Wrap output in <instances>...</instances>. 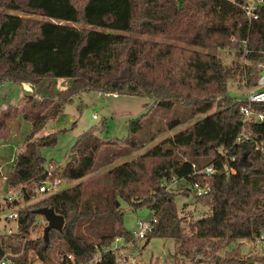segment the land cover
Listing matches in <instances>:
<instances>
[{
	"label": "trees",
	"instance_id": "1",
	"mask_svg": "<svg viewBox=\"0 0 264 264\" xmlns=\"http://www.w3.org/2000/svg\"><path fill=\"white\" fill-rule=\"evenodd\" d=\"M245 1L0 0L1 10L43 18L0 13V85L34 87L44 78L71 81L69 88L41 101L27 96L18 113L6 111L0 117V130L20 114L31 124L2 182L4 192L20 188L21 200L15 203L16 232H0V258L31 264L36 257L48 263L56 250L57 264H86L95 253L100 255L96 264H116L114 253L105 251L113 241L136 242L122 226L118 200L152 212L154 222L144 246L153 238L171 240L175 257L189 264H248L238 247L225 255L219 252L235 242L251 243L264 230V120L243 129L239 113L243 101L227 95V85L237 81L240 89L254 87L258 72L238 62L227 66L215 55L227 49L252 64L262 61L264 0L257 20L251 22L240 9ZM91 92L149 98L156 109L167 111L177 105L199 119L108 170V189L91 201L82 200L78 183L31 202L36 195L31 184L42 181L49 166L54 178L78 181L109 146L85 131L71 148L75 160L71 157L63 167L37 157L36 149L53 146L55 135L33 137L75 97ZM214 104L215 111L209 113ZM253 109L264 117V104ZM140 119L129 122V134H138ZM179 124L171 121L167 128ZM243 130L252 138L237 142ZM122 144L128 153L143 147L135 140ZM177 150H182L181 156ZM105 160L110 163L119 156L112 153ZM206 167L215 173L206 177L201 172ZM178 182H183L185 194L167 190ZM195 185L210 190L197 196ZM178 195L191 196L209 214L184 225L175 204ZM39 208H51L64 219L60 232L49 231L47 243L29 238ZM52 240L59 245L52 248Z\"/></svg>",
	"mask_w": 264,
	"mask_h": 264
},
{
	"label": "rangeland",
	"instance_id": "2",
	"mask_svg": "<svg viewBox=\"0 0 264 264\" xmlns=\"http://www.w3.org/2000/svg\"><path fill=\"white\" fill-rule=\"evenodd\" d=\"M79 3V1H78ZM0 13L14 14L29 18L32 20H43L37 15H22L17 12H10L8 10H1ZM137 37V36H136ZM145 38V37H140ZM153 41H162L159 38H150ZM233 43L235 40L233 39ZM199 51L200 49H195ZM215 55L222 61L223 64L231 66L233 63L238 62L246 66H253L254 70H259V63L252 64L236 56L233 50H219ZM70 80H54L51 78H44L36 86L30 85H15L11 83H4L0 85V117L6 111L16 110V113L26 103V97L32 96L34 100L41 101L43 98L56 95L69 88ZM106 87H100L101 90ZM238 86L237 81L228 83L227 95L235 97L243 101L253 87L242 88ZM25 98V99H24ZM216 104L212 106L209 113L214 112ZM189 109L175 105L172 109L163 111L156 109L153 101L149 98L133 97L128 95H117L109 92H91L81 94L75 97L70 104L63 107L54 119L46 122L45 126L33 137V140L44 137L49 134L55 135V143L51 147H43L40 150V156L46 163L53 161L61 167L70 161L73 153L71 148L77 137L85 131H91L94 137L99 140L109 143V146L104 147L103 153L99 162L94 163L93 169L81 180L78 181H61L55 192L67 189L75 184L81 183L83 190L82 200L91 201L96 197V193H103L109 187L110 181L106 175L107 171L113 167H117L125 161L134 159L135 156L141 155L148 148L156 145L159 141L174 133L183 130L185 127L197 121L199 118H190ZM141 118V129L137 135L129 134V122ZM179 121L180 124L171 129L167 128L168 123L171 121ZM31 132V124L25 120L21 114L6 122L5 128L0 130V137L6 135L5 138L0 140V175L9 174L12 163L17 155L21 152L25 138ZM135 140L142 144L141 150L129 152L123 141ZM129 148V147H128ZM106 153V154H104ZM118 155L119 160L107 163L106 156ZM181 156L182 150H177ZM76 155H74V160ZM104 162V166H100ZM173 190L174 194L184 193L183 182L172 183L168 185L167 190ZM4 189L2 181H0V194L3 195ZM185 194V193H184ZM45 195L36 194L31 198L34 200L42 199ZM118 203V206H116ZM115 206L122 215V226L125 230L129 231L138 220L148 222L151 220L153 214L147 208L133 209L125 202L116 201ZM175 204L179 210L181 217L185 218L184 225L190 221L198 220L209 214L206 207L195 203V200L189 196L184 198L176 196ZM4 222H0V232L5 230L3 228ZM11 226V225H10ZM43 218L37 216L36 227L30 233L31 239H42ZM48 241L50 238L48 236ZM135 244V245H134ZM59 245L53 240L51 247ZM115 247H120L121 243H113ZM111 245V246H112ZM143 240H136L133 244L116 250V261L122 258L128 259V264H189L175 257L176 248L171 240H164L153 238L146 246ZM239 248V254L242 259H247L253 247L249 246L247 241H239L231 244L224 251L222 255L229 252L231 249ZM53 251L50 256V262H41L38 258L33 257L31 264H57L59 262L58 255ZM200 264H207L205 261Z\"/></svg>",
	"mask_w": 264,
	"mask_h": 264
},
{
	"label": "built area",
	"instance_id": "3",
	"mask_svg": "<svg viewBox=\"0 0 264 264\" xmlns=\"http://www.w3.org/2000/svg\"><path fill=\"white\" fill-rule=\"evenodd\" d=\"M234 2L235 0H227ZM262 5V0H246L244 4L241 5L240 9L247 19L248 22L255 21L258 18L259 7ZM233 41V40H231ZM244 44V41H242ZM263 59L259 63L258 78L256 85L248 91L243 104L239 107V113L242 116V128L245 129V126L251 123H259L264 120L263 115L257 110L253 109L254 105L264 104V52L262 53ZM250 137L249 134L245 133L244 130L238 135L237 142L247 141ZM206 177L211 176L215 173L212 167H206L201 171ZM1 181H5V177L1 175ZM61 181L53 177L52 167L49 166L46 171L45 178L37 184H31V191L39 195H50L55 193L57 187L60 185ZM26 187V186H25ZM23 188V187H22ZM197 196H203L209 192V188H199L198 185L193 187ZM21 200V189L17 188L15 190H7L0 194V222H4L2 233L5 235H12L17 230V221H18V211L15 206L16 202ZM154 220L148 222L138 220L135 225L129 230L130 235L134 240H143L146 235L151 230V223ZM11 225V226H10ZM45 225V223H44ZM113 243H121L120 247L110 246L105 251L116 253V250H120L126 246H129L131 242H125L122 238H116ZM112 243V244H113ZM249 246L253 247L248 259H252V264H264V230L261 234L251 243ZM67 259H72L70 255L67 256ZM100 259V255L95 253L91 259L86 264H96ZM128 259L125 257L119 261H116V264H128ZM135 264L136 262H133ZM0 264H17L8 258H0Z\"/></svg>",
	"mask_w": 264,
	"mask_h": 264
},
{
	"label": "water",
	"instance_id": "4",
	"mask_svg": "<svg viewBox=\"0 0 264 264\" xmlns=\"http://www.w3.org/2000/svg\"><path fill=\"white\" fill-rule=\"evenodd\" d=\"M37 157L40 156V151L36 149ZM72 159H74V155L71 156ZM116 206H118V203H116ZM36 216H40L43 218V221L45 223V226L43 228V239L44 242H48V233L50 230H55L57 232H60L64 225V219L62 216L57 215L53 209L51 208H39L35 212ZM248 264H252L253 260L248 259Z\"/></svg>",
	"mask_w": 264,
	"mask_h": 264
}]
</instances>
